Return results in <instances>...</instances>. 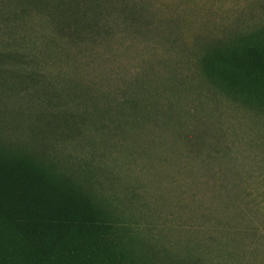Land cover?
Listing matches in <instances>:
<instances>
[{
  "label": "rangeland",
  "instance_id": "1",
  "mask_svg": "<svg viewBox=\"0 0 264 264\" xmlns=\"http://www.w3.org/2000/svg\"><path fill=\"white\" fill-rule=\"evenodd\" d=\"M247 60L264 62V0H0V108L74 119L42 118L113 223L95 264L149 248L264 264V76ZM27 123L0 140L33 147ZM4 229L0 264H54Z\"/></svg>",
  "mask_w": 264,
  "mask_h": 264
},
{
  "label": "trees",
  "instance_id": "2",
  "mask_svg": "<svg viewBox=\"0 0 264 264\" xmlns=\"http://www.w3.org/2000/svg\"><path fill=\"white\" fill-rule=\"evenodd\" d=\"M31 2L22 0L24 5ZM245 70H258L264 76V62L247 60ZM8 83L0 78V94L10 90L11 83ZM27 111L0 108V133L13 131L27 121L35 140L33 147L31 142L27 145L19 140L15 143L0 140V259H6L4 240L11 235L4 228H13L16 243L29 244L42 262L95 264L100 245L107 247L111 241L107 234L113 230V223L101 216L99 205L93 201L94 189L89 180L80 182L73 173L61 171L64 164L59 155L47 149L52 143L46 146V134L52 131L54 135L62 129L55 122L63 127L62 134L73 133L75 125L71 121L74 119H69L70 114ZM45 123L54 124L48 125V133ZM42 143L44 146H40ZM152 249L146 252L148 256L140 251L138 259L128 258V264L144 260L148 264H174L165 260L166 253L159 254Z\"/></svg>",
  "mask_w": 264,
  "mask_h": 264
}]
</instances>
